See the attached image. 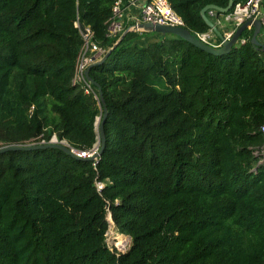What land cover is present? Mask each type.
I'll return each mask as SVG.
<instances>
[{
    "label": "trees",
    "instance_id": "16d2710c",
    "mask_svg": "<svg viewBox=\"0 0 264 264\" xmlns=\"http://www.w3.org/2000/svg\"><path fill=\"white\" fill-rule=\"evenodd\" d=\"M113 1L0 0V147L98 142V89L73 83L75 23L109 50ZM167 1L192 34L209 31L203 7L228 4ZM252 33L213 56L173 35L127 32L89 71L107 109L98 160L0 154V264H264V53ZM109 214L130 238L125 253L107 246Z\"/></svg>",
    "mask_w": 264,
    "mask_h": 264
},
{
    "label": "built area",
    "instance_id": "2783aa9c",
    "mask_svg": "<svg viewBox=\"0 0 264 264\" xmlns=\"http://www.w3.org/2000/svg\"><path fill=\"white\" fill-rule=\"evenodd\" d=\"M133 10H137V13L134 14ZM209 13L212 15L213 11H210ZM223 15L224 16L217 20V25H215L217 27H221L222 29H225L226 26L229 25L230 28L221 32L226 40H229L237 28L240 27L245 21L249 19H257L261 23V30L258 35V40L261 43H264V0H247L243 4L237 3L232 6L231 11ZM140 23H152L185 28L183 20L172 10L167 0H114L112 4V16L106 22V36L110 39H118L119 36L125 31L126 26L129 25L128 28H131L132 26L138 25ZM81 26L82 25H80L78 22L75 23V27L79 30V33L82 37L83 45L78 55L73 83L84 84L86 87L85 92L88 93L90 91V84L84 77V71L95 60L103 56L106 53V50L94 43L93 32L91 31L90 27L82 26V29H80ZM251 29L253 28L249 27L246 30ZM193 35H195V37L200 39L205 44L214 47H219L221 45V42H219L218 45H215L216 36L210 29L206 33H198ZM246 42L247 39L243 38L241 35L237 41V45L244 44ZM32 109L33 107H31V110ZM260 131L262 134H264V125L260 127ZM50 142L58 143L59 141L55 136H53L49 139V141L40 140L38 143L47 144ZM62 142L68 145L71 152L80 159L92 158L98 153L99 150V147L95 144L89 150L78 151L70 147L67 142ZM97 186L98 189H101V185L98 184Z\"/></svg>",
    "mask_w": 264,
    "mask_h": 264
},
{
    "label": "water",
    "instance_id": "95a60500",
    "mask_svg": "<svg viewBox=\"0 0 264 264\" xmlns=\"http://www.w3.org/2000/svg\"><path fill=\"white\" fill-rule=\"evenodd\" d=\"M233 6V0H228V4L225 8L218 7L216 5H206L203 7L200 11V16L204 22V24L210 29L213 34L216 36V38L221 42V45L219 47H214L208 44L203 43L200 39L195 37L191 33L190 30L182 27H172V26H166V25H160V24H152V23H140L138 25L132 26L131 28L126 29L119 38L115 41V43L112 45V47L106 51V53L99 57L97 60H95L92 64H90L84 71V77L86 81L89 84L94 85L98 89V96L100 103L102 105V119L100 121V117L96 120V128L98 132V142L96 145L99 147L98 153L89 159H80L76 155H74L71 150L69 149L68 145L63 143L62 141L57 142H50L47 144H39V143H32L29 145H6L0 147V154H4L7 152H17V151H34V150H43V149H58L65 153L66 155L77 159V160H87L90 162L96 161L100 158L102 155L103 149H104V143H105V135L103 130L104 121L107 116V109L105 107V103L102 97V92L98 84L94 83L92 79L89 76V71L93 66L102 64L111 54V52L120 44V42L123 40L124 36L127 32L131 31H140V32H154L157 34H161L162 36L165 35H173L176 37H179L180 39L186 41L187 43L193 45L194 47L200 49L201 51L213 55V56H222L226 55L231 52L233 47L237 46V41L242 35V33L248 29L249 27L253 28V33L250 38V43L253 47L256 49H259L262 53H264V43H261L258 40V35L261 30V23L259 20L249 19L245 21L240 27L237 28V30L234 32L232 37L229 40H226L221 31L218 29V27L208 18L207 12L214 11L218 12L220 14H227ZM82 29V26L80 27ZM100 121V122H99ZM109 223H112L111 216L109 214L108 216ZM114 227V226H113ZM125 253V252H123Z\"/></svg>",
    "mask_w": 264,
    "mask_h": 264
},
{
    "label": "rangeland",
    "instance_id": "374dc122",
    "mask_svg": "<svg viewBox=\"0 0 264 264\" xmlns=\"http://www.w3.org/2000/svg\"><path fill=\"white\" fill-rule=\"evenodd\" d=\"M151 82L154 83V82H157V88L161 91H167L166 87H165V84L163 83L162 80H159V79H151ZM117 235H119L113 225L110 226L108 228V231L106 233V243H107V246L108 248L111 250V251H117L118 253H123V252H126L127 249L129 248V245H130V238L128 236H125V235H122L123 237H125L126 239V244L127 245H124V248H120L117 243L119 240H117ZM117 236V237H116ZM116 238V239H115Z\"/></svg>",
    "mask_w": 264,
    "mask_h": 264
},
{
    "label": "crops",
    "instance_id": "0c3cea01",
    "mask_svg": "<svg viewBox=\"0 0 264 264\" xmlns=\"http://www.w3.org/2000/svg\"><path fill=\"white\" fill-rule=\"evenodd\" d=\"M133 13L136 14L137 10H133ZM149 34L146 36L147 40H159V38L161 37V34H157L154 32H148Z\"/></svg>",
    "mask_w": 264,
    "mask_h": 264
},
{
    "label": "bare ground",
    "instance_id": "6f19581e",
    "mask_svg": "<svg viewBox=\"0 0 264 264\" xmlns=\"http://www.w3.org/2000/svg\"><path fill=\"white\" fill-rule=\"evenodd\" d=\"M110 226H112V223H110ZM118 236V237H117ZM116 237H117V240H119L118 241V243H117V245L120 247V248H124V245L126 244V239L122 236V235H117ZM116 239V238H115Z\"/></svg>",
    "mask_w": 264,
    "mask_h": 264
}]
</instances>
